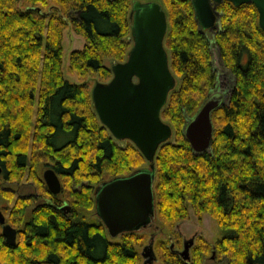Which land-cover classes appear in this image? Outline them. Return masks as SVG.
Wrapping results in <instances>:
<instances>
[{"label":"trees","instance_id":"16d2710c","mask_svg":"<svg viewBox=\"0 0 264 264\" xmlns=\"http://www.w3.org/2000/svg\"><path fill=\"white\" fill-rule=\"evenodd\" d=\"M134 1L0 0V181L19 182L26 175L40 196L70 205L66 215L42 204L28 220L25 204L33 195H17L18 217L10 222L22 228L13 245L0 236L1 263L138 264L143 258L136 246L146 245L145 234L125 231L113 241L99 217L88 219L85 211L95 209L94 190L102 181L150 162L130 140L121 145L101 124L87 82L69 81L62 72L63 30L70 24L84 38L82 48L69 53L70 71L110 79L104 59L127 58ZM152 1L166 14L164 45L175 78L160 111L171 136L153 159L154 213L172 229L192 209L198 219L213 217L222 233L214 243L199 238L188 258L159 241L162 259L205 264L214 251L225 264H264V31L258 11L252 3L223 0L216 6L217 27L203 30L191 0ZM213 45L234 80L211 112L208 149L195 152L184 128L220 90ZM48 165L64 179L58 194L42 179ZM3 194L8 200L13 195L8 189Z\"/></svg>","mask_w":264,"mask_h":264},{"label":"water","instance_id":"95a60500","mask_svg":"<svg viewBox=\"0 0 264 264\" xmlns=\"http://www.w3.org/2000/svg\"><path fill=\"white\" fill-rule=\"evenodd\" d=\"M223 0H191L199 27H217L216 6ZM234 5L252 3L258 11V23L264 31V0H228ZM132 45L127 58L111 64V77L96 82L91 99L101 124L117 140H130L150 162L126 176L102 181L95 187V212L110 236L136 231L150 224L154 215L153 181L154 155L159 145L171 136V127L160 117L169 92L175 86L168 54L163 41L167 30L166 14L156 1L132 3L130 11ZM223 103L222 96L213 92L184 128L185 138L195 152L208 149L212 135L211 112ZM1 172V166H0ZM47 189L58 194L61 183L49 167L42 173ZM1 234L13 245L16 230L5 223L0 210ZM194 238L183 241L178 254L188 258ZM145 263L156 259L151 243L142 248Z\"/></svg>","mask_w":264,"mask_h":264},{"label":"rangeland","instance_id":"374dc122","mask_svg":"<svg viewBox=\"0 0 264 264\" xmlns=\"http://www.w3.org/2000/svg\"><path fill=\"white\" fill-rule=\"evenodd\" d=\"M138 1L145 2L149 0H138ZM208 36L212 37L211 31L208 33ZM129 42H132V39L131 40L129 39ZM83 44H84V38L81 35L75 33L72 29V26L68 24L63 30L62 72L64 77L69 81L87 82L89 89L91 90V88L96 82H106L108 80L106 81L102 80L94 72H89L85 76H78L74 72H71L70 69L68 68L69 53L74 49L82 48ZM212 55H213L214 67L215 70L217 71V76L221 75L218 81V89L220 90H218L217 92L222 96L224 100L226 91L228 92L233 85L234 78L232 74L222 66L218 56V49L215 45L212 46ZM104 63L106 66L110 67L111 64L114 63V61L105 58ZM117 141L121 145H124L125 140H117ZM29 152L30 151H28V153ZM143 167H147V163H144ZM46 168H49V165L43 167V169L41 170V176ZM59 179L62 186L64 179L63 178H59ZM0 186L2 188V190H0V209L3 211L5 215V219L7 221H10L11 219H15L18 217L16 216L15 212L13 213V211L15 210L13 208L14 201L17 195L32 194L33 195L32 199H34L35 198L34 195L37 194L39 197L38 198L39 201L41 200V198H45V199L49 198L48 196H44V195L40 196V194L37 193L38 189L33 185L32 182H30V180L26 178V175H24L22 180L19 182L9 183L7 181H0ZM6 189L11 190V192L13 193V195H10L11 197L10 200L7 199L6 194H3V191ZM26 205L31 206L32 204L27 203ZM31 213H32L31 207L25 208L24 217L26 219L30 218ZM85 214H86V218L88 219L91 220L98 219V216L96 215L94 208L85 211ZM14 226L16 228H22V225H14ZM135 233L146 235L145 244L148 245L149 243H151L154 254L156 256V259L153 262L145 263L144 259L141 258L138 264H168L162 259V252L158 246V243H160L159 241H163L164 243H172L174 245V248H176L177 250H182L184 240L194 238L193 245H197L199 243V238H203L204 240H207L210 243H214V241H216V239L222 235L213 217H211L209 214H202L201 218L198 219L197 215L193 213L192 209H189L188 218L180 221L172 229H168L167 226L162 225L155 212L150 221V224L146 227L136 230ZM120 234L114 237L110 236V239L113 241L119 240ZM0 236H1V228H0ZM149 240L150 242L148 243ZM36 247L37 249L41 248V244L37 242ZM136 247L139 253H141L143 247L142 246H136ZM0 264L3 263L0 262ZM205 264H225V263L224 261L217 259L213 251L212 255L205 259Z\"/></svg>","mask_w":264,"mask_h":264},{"label":"flooded vegetation","instance_id":"af4514ba","mask_svg":"<svg viewBox=\"0 0 264 264\" xmlns=\"http://www.w3.org/2000/svg\"><path fill=\"white\" fill-rule=\"evenodd\" d=\"M53 194V193H52ZM34 199H31L29 202H27L28 204L30 203V204H32L31 206H29V205H26L25 204V207L26 208H28V207H31V210L32 209H34V208H36V207H38V206H41L42 204H49L50 206H52L55 210L56 209H60L64 214H66L67 215V213L69 212V210H70V205H69V203L66 201V200H64V199H58V201H53L52 199H50V198H41V200L39 201L38 200V195L37 194H35L34 195ZM49 197V196H48ZM1 210V209H0ZM2 211V210H1ZM2 213H3V211H2ZM96 213V212H95ZM4 214V213H3ZM4 219H5V215H4ZM5 223H8V224H10L15 230H16V235H17V231H18V229L19 228H16L10 221H7L6 219H5ZM0 228H1V225H0ZM2 235V234H1ZM3 237V236H2ZM3 239H4V237H3ZM5 241V240H4ZM16 241V240H15Z\"/></svg>","mask_w":264,"mask_h":264}]
</instances>
